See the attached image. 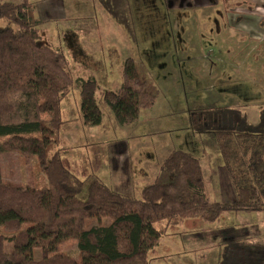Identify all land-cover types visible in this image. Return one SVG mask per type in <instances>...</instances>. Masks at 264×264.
<instances>
[{
	"label": "trees",
	"instance_id": "trees-1",
	"mask_svg": "<svg viewBox=\"0 0 264 264\" xmlns=\"http://www.w3.org/2000/svg\"><path fill=\"white\" fill-rule=\"evenodd\" d=\"M99 1L135 37L128 0ZM41 22L33 0H0V153L34 155L47 179L39 186L0 181V228L17 230L0 235V264H150L167 227L198 219L203 230L228 211L264 212V110L255 123L232 106L191 111L194 128L216 137L237 194L231 202L208 197L201 160L181 149L167 154L161 175L140 198L72 167L59 150L62 102L77 84L81 118L99 124L95 80L73 76L65 54L43 41ZM144 74L141 63L127 58L120 87L102 91L121 125L135 122L157 100L159 91ZM88 218L109 222L86 227ZM162 220L165 226L157 228ZM72 239L76 257L62 250ZM220 257L219 264H264V234L225 243Z\"/></svg>",
	"mask_w": 264,
	"mask_h": 264
},
{
	"label": "rangeland",
	"instance_id": "rangeland-1",
	"mask_svg": "<svg viewBox=\"0 0 264 264\" xmlns=\"http://www.w3.org/2000/svg\"><path fill=\"white\" fill-rule=\"evenodd\" d=\"M185 1L128 0L133 37L99 0H33L35 14L42 21L43 41L65 54L75 78L95 80L102 113L99 124L84 122L82 88L75 84L62 102L59 150L83 175L97 176L114 189L140 198L142 188L161 175L167 154L181 149L201 160L208 197L231 202L237 194L216 137L194 128L191 111L232 106L246 113L251 122L259 121L264 110V0H219L208 8L196 5L199 0ZM79 4L85 12L74 10ZM77 11L81 16L74 20L71 15ZM75 22L82 29L77 31L80 44L68 31ZM130 57L141 63L144 75L159 93L155 104L143 109L135 122L121 125L102 91L120 87L123 64ZM0 181L33 186L47 183L37 158L18 151L0 153ZM108 222L88 218L86 227ZM165 222L155 226L162 228ZM227 223H236L237 238L264 234L262 211H228L210 225L213 227L203 230L198 219H185L166 228L149 255L150 264H219L225 242L207 236H219L213 230ZM243 231L256 233L241 236ZM16 232L0 228L3 237ZM196 233L199 243H191L189 239ZM4 246L6 251L13 249L12 242L6 241ZM62 250L78 256L77 240L64 243ZM36 256L42 257L40 249Z\"/></svg>",
	"mask_w": 264,
	"mask_h": 264
},
{
	"label": "crops",
	"instance_id": "crops-1",
	"mask_svg": "<svg viewBox=\"0 0 264 264\" xmlns=\"http://www.w3.org/2000/svg\"><path fill=\"white\" fill-rule=\"evenodd\" d=\"M218 1V2H217ZM185 2H188L187 0L185 1ZM193 1H189L188 3H192ZM195 2V1H194ZM99 3H100V1H99ZM201 3H203V5H201ZM213 3H214V5H216V3L218 4L219 3V0H216V2H215V0H199L198 1V4H196V5H198V6H202V7H206V6H209V7H213ZM101 4V3H100ZM102 5V4H101ZM103 6V5H102ZM129 6H130V3H129ZM72 7H74V6H72ZM82 5H80L79 4V6L77 7V8H74V10H80V9H82ZM104 7V6H103ZM84 8H86V6L84 7ZM206 8H208V7H206ZM80 11H83V10H80ZM107 11V10H106ZM83 12H85V11H83ZM108 12V11H107ZM79 16H81V15H79V13H78V11L75 13V15H71V18L72 17H74V18H72V19H74V20H76V19H79L80 17ZM115 20V19H114ZM88 30V28L87 27H85V29H84V32H86ZM91 30V29H90ZM89 30V38H90V40H93V38L91 37V36H93V34H92V30L90 31ZM68 31L70 32V37H74V41L77 43V44H80V36H78V34H77V31H82V29L80 28H78L77 27V23L75 22V23H73V24H71L70 25V30L68 29ZM95 30H93V32H94ZM80 33H82V32H80ZM216 229V228H215ZM236 229H237V227H236V223H227V224H225L224 225V227H222V226H220L219 228H217L216 230H213L215 233H219V236H217V237H214L213 239L212 238H210L209 236H207L208 238H209V240H219L220 239V241H219V243H222L223 241L225 242V243H227V242H230V241H232V240H236V239H238L237 237H236V235H234V233L236 232ZM244 230H248V229H244ZM259 231V230H258ZM256 232H250V231H243V233H242V235L241 236H250V235H254ZM211 234V233H210ZM223 234V236H222V238H224V239H222L221 238V235ZM198 236H200V234H198V233H196V235L194 236L195 238L194 239H189V240H191V243H199L197 240L199 239V237ZM226 236V237H225ZM200 238H202V237H200ZM208 238L206 239V240H202V242H204V241H208ZM243 238V237H242ZM188 240V241H189ZM201 242V241H200ZM219 243H217L216 245L217 246H219Z\"/></svg>",
	"mask_w": 264,
	"mask_h": 264
}]
</instances>
